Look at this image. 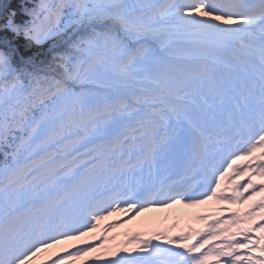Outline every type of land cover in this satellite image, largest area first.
Listing matches in <instances>:
<instances>
[{"label": "snow or ice", "instance_id": "obj_1", "mask_svg": "<svg viewBox=\"0 0 264 264\" xmlns=\"http://www.w3.org/2000/svg\"><path fill=\"white\" fill-rule=\"evenodd\" d=\"M42 253L264 264V0H0V264Z\"/></svg>", "mask_w": 264, "mask_h": 264}, {"label": "rangeland", "instance_id": "obj_2", "mask_svg": "<svg viewBox=\"0 0 264 264\" xmlns=\"http://www.w3.org/2000/svg\"><path fill=\"white\" fill-rule=\"evenodd\" d=\"M184 210H186V209H184ZM184 213L185 212H179L177 209L176 210H167L164 213L150 212V213L144 214L142 217H138L137 220H135V222H132L131 224L136 223L137 229H140V228L144 227V223H143L144 221L149 220V219H153V218H162L166 214L170 215V219L166 220V221H163V223L164 224H168V223L171 222V218H175L178 214H184ZM109 219L110 220H115V219H118V217H111ZM105 222H107V221H105ZM182 226H183V224H182ZM194 227H196V226H194Z\"/></svg>", "mask_w": 264, "mask_h": 264}, {"label": "trees", "instance_id": "obj_3", "mask_svg": "<svg viewBox=\"0 0 264 264\" xmlns=\"http://www.w3.org/2000/svg\"><path fill=\"white\" fill-rule=\"evenodd\" d=\"M79 244V242L77 241V242H70V244H68V245H60V246H57V248H55V249H52V250H50L51 252H53V253H55V252H62L63 251V249L65 248V247H68L69 248V250H71V244ZM44 260V261H47L48 262V264H50V261L48 260V257H47V255H45V254H41V257H40V259H38L37 260V264H40V260ZM85 259H89V258H85ZM83 264V262L82 261H76L75 262V264Z\"/></svg>", "mask_w": 264, "mask_h": 264}]
</instances>
